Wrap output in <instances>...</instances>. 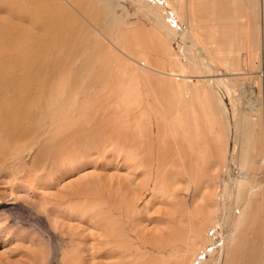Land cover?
<instances>
[{
  "label": "rangeland",
  "instance_id": "1",
  "mask_svg": "<svg viewBox=\"0 0 264 264\" xmlns=\"http://www.w3.org/2000/svg\"><path fill=\"white\" fill-rule=\"evenodd\" d=\"M117 1H119L118 4L120 3L117 7L120 12L129 16H132L133 12L135 14L134 10L136 9L133 0ZM204 1L211 2L208 6H197V17L200 19L201 28L196 33H192V41L197 40L195 41L197 45L194 46L192 53L198 55L204 49L207 57L212 58L210 60L216 67V71L219 70V72L221 70L233 72L237 69V63L240 64L238 69H242L239 72L256 71L255 49L250 51L246 47L248 44L256 46L255 43L261 42L260 38L263 36L261 28L264 27V9H262L264 4L262 0H230L237 1L236 5H232L234 9L220 3L229 0H198V2ZM213 1H217L218 4H211ZM248 14L253 17L250 18L251 16L249 17ZM137 15L140 16H137L138 20L135 23L126 24L122 26L123 29L121 27V30H117L115 40L124 46L121 47L131 57L135 53L134 58H140L134 49L137 43L142 42L141 44L146 51L148 49L147 52L152 63L162 67V52L159 49L161 42L159 38L154 40L157 37L153 33V24L143 12L140 14L138 12ZM214 17L217 18L216 21L212 20ZM134 24L135 27L138 26L137 29L133 28ZM216 25L223 27L220 28L218 32L220 37L217 39L211 38V34L215 32L213 27ZM142 26L147 30V34L148 32H152V34L149 33L148 36H145L146 33ZM141 29L142 32L140 33ZM130 30H134L132 32L134 36ZM135 31L141 34L137 33V38ZM143 35L145 38L147 37V41L151 38L147 43L148 45L146 41L141 40V38L144 39ZM122 39L127 43V47L123 44ZM152 39L157 44L159 40L158 46ZM151 41L154 42V45ZM186 41H189L188 38ZM217 41L222 45L216 44ZM226 43L234 44L226 45ZM172 46L174 49L169 52L179 53L178 45ZM231 46L234 52L228 54V48ZM155 47L159 51L152 50ZM217 47H221V49L218 50ZM247 53L250 55L249 58L246 57ZM121 58L127 60L125 56ZM166 58L164 59L166 64L163 67L167 71L185 70L189 74L195 73L194 75L209 74L205 71L207 66L205 70L196 73L190 63L182 60L176 62ZM119 66L116 65L118 68L115 69L119 71L118 73L116 71V75L120 74L121 71L123 78L118 76L122 81L125 80L124 83L126 80L128 82L127 75L125 74L124 79V74H122L124 66ZM14 73L16 74L15 68L10 67L6 71L5 79L9 81L8 89L11 100L17 102L16 91L12 86ZM120 79L116 78L107 87L100 83H86L82 85L83 88H81L82 86L70 87L69 102L71 103L72 100L73 104L75 101L79 103L78 106L80 107L90 101L89 111L92 114L87 115V117L91 118H88L87 121L86 117L82 120L81 123L83 124H80V127H76L74 131H70L66 135L61 133L63 136L59 134L60 137L58 134H53L52 149L48 156L40 161L41 165L40 162L34 160L33 152L31 155L25 154L23 157L16 158L18 143H15L14 148H6L8 145H5L7 143L3 141L5 133L0 129V136L3 141H1L2 146H0V264H70V262L71 264H77V262L81 264H149L152 259L157 261H152L153 264H162V262L163 264H170V256L175 252V247L179 246L182 243L181 239L188 235L185 231L188 223L197 220L195 217L197 218L198 214V219L202 218L208 210L215 208L210 189L214 184L212 185L209 178L210 175L220 172L222 165H219L220 159L213 141L217 134L212 133L211 124L218 120L222 123L219 126L228 129L227 124L224 119L220 120L218 110L215 111V114L198 111L197 117L201 121V129H205H202L205 133L201 132L199 135L200 145L203 147V150L200 151H197L196 148L190 150L191 137L188 136V139H185L184 136L187 135L182 134L178 127V121H182L187 112L190 111L193 114V109L200 105H206L213 98L196 95L194 84L191 83L185 87L182 86V88L176 85L167 88L162 92V99H159L156 92L149 91L148 105L157 106L161 111L156 109V111L159 110L156 112L155 109L150 108L152 111L150 113L148 110V114L152 119H149L148 116L145 120L147 123L154 122L148 124L149 128H159L155 140L150 138V147L147 146L146 148L148 157L150 156L147 165L141 163L145 154L138 155L143 150L140 151L138 146L135 147L130 144L132 143L130 129L136 128L137 121L135 120L133 124H126L127 122L124 121L130 114L132 103L124 97L127 94V87L125 86L128 84L124 86ZM243 81L248 82V79ZM253 85L256 90V100L259 105L264 104V86L258 82H254ZM119 86L121 88L118 90ZM123 86L125 87V95L122 94ZM107 91L111 92L108 93ZM234 103L239 105L240 109L246 107V102L243 100H236ZM0 104V113H5L4 103L1 101ZM126 104L130 107L128 108ZM247 106L249 105L247 104ZM162 112L167 115L161 117ZM252 112L254 115L260 114L259 109ZM119 115L123 118L121 116L120 118ZM154 115L158 122H156ZM164 118L167 120L166 126H164ZM257 118L259 117H253V119ZM121 121L125 123L121 124ZM169 121L173 123L170 124ZM167 126L168 129H165ZM171 130H174V133L171 132L172 137H170ZM261 130L262 127H258L260 133ZM226 132H224V138L228 143L227 146H230L231 139L229 133ZM120 133H123V138L122 136L118 138L117 134L120 135ZM260 133L255 135L254 145L256 151L263 153L264 136ZM164 136L168 140L164 141ZM157 148L160 149L161 155L157 152ZM181 148L193 151L189 157V159H193L192 168L183 163L184 160L182 161L183 158L181 159V155H179ZM201 151H204V154ZM137 161L139 164H136ZM180 164L181 169L179 168ZM165 166L168 167L164 168ZM188 169L193 171L189 172ZM206 169L208 170L206 171ZM203 171H206V174L209 171L210 175L208 173L206 176ZM188 172L193 176V179H190L192 182L189 180ZM200 178L202 181L199 182L198 179ZM195 182H199L198 185ZM256 197L258 201L253 204V207L257 213L259 231L257 233L245 232V229L241 228V232L237 233L238 236L234 237L233 244L237 246L243 239L257 241V259L253 260L254 263L251 260L248 261L246 249L242 248L235 256V264H264V200L260 194ZM186 201L187 204H185ZM193 211L195 215L198 211V214L194 216ZM238 212L239 210L235 213L234 220H237ZM229 234L225 230L226 243H229L227 241ZM217 238H220L219 233ZM103 239L106 240L105 243L102 242ZM203 246L202 243L193 259ZM158 248H161L160 253ZM145 250L147 251L145 252ZM161 258L163 261H160ZM68 260L71 261L68 262Z\"/></svg>",
  "mask_w": 264,
  "mask_h": 264
},
{
  "label": "bare ground",
  "instance_id": "2",
  "mask_svg": "<svg viewBox=\"0 0 264 264\" xmlns=\"http://www.w3.org/2000/svg\"><path fill=\"white\" fill-rule=\"evenodd\" d=\"M118 2L117 0H0V102L2 101L4 103L3 106H5V113H0V129L5 133L3 141L7 143L5 145H8L6 148H14L15 143H18V148H15L17 150L16 158L23 157L25 154L31 155L33 152L35 161H38V163L43 161L52 149L51 139L53 138V134L60 136L61 133L66 135L68 132L74 131L76 127H80V124H83L81 122L87 115L92 114L89 111L90 101H87L80 107L78 106L79 103L75 101L73 104L72 100L71 103L69 102L68 94L70 87H81L86 83H100L104 87H107L116 78L120 79L121 71L118 76L116 75L117 70L115 68H118L116 65H121V67L124 66L122 70L124 79L126 74V78L129 80L128 82L126 80L124 83L125 80L122 81L120 79L124 83V86L128 84L125 86L127 87V94L125 95L124 86L122 94L132 103L131 107L126 104L131 110L129 112L127 109L130 114H128L127 118L124 116L126 118L124 121L127 122L126 124H133L135 120L137 121L135 129L131 130L127 127L131 131V134L127 131L132 139V143L130 144H133L135 147L138 146L140 151L143 150L138 155L145 154L141 163L147 164L149 163L150 156L148 157V150L146 148L147 146L150 147V138L151 140H155L154 138L159 133V128H149L148 124L150 122H152L150 124H153L154 122L150 121L147 123L145 120H147L148 113L152 109H155V111L156 109H160L157 106L152 107L148 105L149 91L156 92L159 99H162V92L169 87L176 85L182 88V86L185 87L190 83L194 84L196 95H205L213 98V100L208 101L204 106L200 105L196 109H193V114L190 111L187 112L183 117L184 119L178 121L179 130L182 134L187 135L184 136L185 139H188V136L191 137V143L189 142L191 145L189 147L190 150L192 148H196L197 151L203 150V147L200 145L199 135L201 132H204L202 131L204 128L201 129V121L197 117L198 111L201 110L202 112L206 111L215 114V111L218 110L220 120L224 119L228 129L219 126L221 122L218 120L211 124L212 133L217 134V137L213 141L215 150L219 155V165H222V168L215 175H210V170L206 174L209 168L203 171L206 176L209 173V180L212 182V185L214 184L210 189L215 208L213 210H206L207 213L199 219L198 211L196 212L198 217H195V219L197 220L189 222L186 226L185 231L188 235H185L186 237L181 239L182 243L175 247V252L170 256V264H235V256L242 248L246 249L247 260H251L254 263L253 260L257 259V241L243 239L239 245L235 246L233 240L242 229H245V232L257 233L259 231L257 213L253 204H256V201H258L256 197L258 194L264 200V148L263 153H261L256 151L254 145L255 135L260 133L258 127H262L260 134L264 136V104L259 105V102L256 100V90L253 85L254 82H258L264 86V27L261 28L263 36L260 38V43H255L256 46L252 44H248L247 46L246 44V48L250 49V51L255 49L256 71L239 72L242 69H238L240 68V64L237 63L235 71L221 70L219 72V70L216 71V67L211 63L212 58L210 60L207 57L204 49L198 55L192 53L194 52V46L197 45V42H195L197 40L192 41V33H196L201 28L199 24L200 19L197 17V6H208L211 1L133 0L136 10H134L135 14L132 11V16L120 12V9H117L120 4ZM262 2L264 4V0ZM220 3L228 8H233L232 5H236L237 1L229 0ZM211 4L218 3L217 1H213ZM228 11L230 12V10ZM138 12L139 14L143 12L145 16L147 15L153 24V33L157 37L154 40L159 38L161 42L159 44L158 40V44L161 45L159 49L162 52L161 60H163V64H161L164 67L166 64V60L164 59L167 57V60L171 59L176 62L182 60L183 62L190 63L193 66V71H196V73L197 71L201 72L205 70L207 66L205 71L209 74L194 75L195 73L189 74L185 70L167 71L163 66L154 65L149 58L148 49L146 51L145 47L141 44L142 42L137 43L135 45L136 48H133L138 52L140 58H134L135 53L132 54L133 57L128 52L126 53L125 49L121 47L123 45H120L121 43L119 41L117 43L115 40L117 30L126 24L132 25V23H135L140 16L137 15ZM169 13H172L174 18L177 19L178 28H173L168 23ZM248 16H251L250 18L253 17L251 14H248ZM212 20L216 21L217 18L214 17ZM234 25L236 26V24ZM134 27L135 24L133 25ZM221 27L220 25L213 27L215 32L211 34V38L217 39L220 37L218 32ZM135 28L137 29L138 26ZM133 31H131V34H133ZM136 31L135 37L137 38L138 34L141 35L142 29L140 33L137 32L138 34ZM148 34L146 33L145 36H148ZM145 36L144 39L138 37L143 42L146 41L147 44L151 38L147 41V37L145 38ZM186 37L189 41H186ZM122 41H124L122 43L127 47L125 40L122 39ZM175 44L178 45L179 53L169 52L174 49L172 45ZM216 44L222 45L218 41ZM229 44L232 45L234 43H226V45ZM155 48L152 50L159 51V49ZM220 49L221 47L218 48V50ZM233 52L232 46L228 48V54ZM122 56H125L127 60L121 58ZM249 56L247 53L246 57L249 58ZM10 67L15 68L16 71L12 86L16 91L17 102L11 100L9 96L10 90L8 89L9 81L5 79L6 71ZM245 79H248V82L243 81ZM120 86L117 88L118 90L121 88ZM122 94L120 95L123 96ZM76 100L78 101V99ZM236 100L245 101L246 107L240 109L239 105L237 106L234 103ZM120 101L123 102L122 100ZM119 105L121 106V104ZM150 108L152 109L150 110ZM255 109H259L260 114L254 115L252 111ZM156 112H159V110ZM163 114L164 112H162L161 117H164L166 113ZM255 116L259 118L253 119ZM88 118L91 117H87V121ZM150 118L152 119L149 116ZM164 119V126H166L167 120L166 118ZM156 122H158L157 119ZM124 123L121 121V124ZM161 123L163 124V122ZM169 123L172 124L173 122L169 121ZM168 126L164 128L168 129ZM165 129L164 133L166 134ZM151 130L152 132H150ZM226 130L228 131L226 132ZM171 132L174 133V130L170 131V137H172ZM224 132L229 133L231 139L230 146H227L228 143H226L224 138ZM123 133L117 134L118 138ZM201 135L203 136V134ZM165 137L164 141L168 140ZM1 141L2 138L0 136V146H2L3 142ZM180 150L181 153L179 155H181V159L183 158V163L192 168L193 159H189V157L193 151H187L184 148ZM157 152L161 155L159 148H157ZM136 164H139V161ZM167 167L165 166L164 168ZM181 167L180 164L179 168L181 169ZM189 172L190 180L193 179V176ZM159 175L162 176V174ZM199 176L202 178L201 175ZM201 178L198 179L199 182L200 180L202 181ZM198 183L195 182L197 185ZM185 204H187V201ZM237 210H239V216L237 220H234ZM193 213L196 216L194 211ZM225 230L230 233L227 240L229 243L225 242ZM218 233L220 238H217ZM181 236L179 237L181 238ZM102 242L105 243L106 240L103 239ZM202 243L204 244L202 250L193 259ZM158 252H161V248H158ZM163 258L160 261H163ZM152 261L154 260L152 259L149 264L157 262L154 261L152 263ZM73 262L75 261L73 260ZM146 262L148 261L146 260ZM77 264L81 263L77 262Z\"/></svg>",
  "mask_w": 264,
  "mask_h": 264
},
{
  "label": "built area",
  "instance_id": "3",
  "mask_svg": "<svg viewBox=\"0 0 264 264\" xmlns=\"http://www.w3.org/2000/svg\"><path fill=\"white\" fill-rule=\"evenodd\" d=\"M168 23L173 27V28H178V21L177 19L174 18L172 13L168 14Z\"/></svg>",
  "mask_w": 264,
  "mask_h": 264
}]
</instances>
